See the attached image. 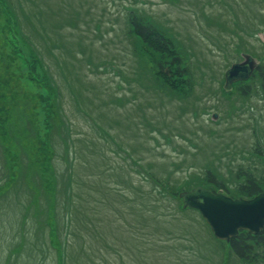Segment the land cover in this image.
<instances>
[{"label": "rangeland", "instance_id": "rangeland-1", "mask_svg": "<svg viewBox=\"0 0 264 264\" xmlns=\"http://www.w3.org/2000/svg\"><path fill=\"white\" fill-rule=\"evenodd\" d=\"M3 2L0 264H57L63 227L85 220L69 216L73 204L102 215L117 264H264V245L251 261L238 259L176 194L209 185L210 173L232 192L244 174L264 186L262 77L223 89L241 53L261 57L264 76V0ZM132 14L168 39L164 58L176 80L192 82L189 96L163 86L162 69L132 37ZM142 166L173 195L162 202ZM91 246L95 264H107L100 243ZM70 253L69 264H88L94 252Z\"/></svg>", "mask_w": 264, "mask_h": 264}, {"label": "trees", "instance_id": "trees-1", "mask_svg": "<svg viewBox=\"0 0 264 264\" xmlns=\"http://www.w3.org/2000/svg\"><path fill=\"white\" fill-rule=\"evenodd\" d=\"M3 8H4V5L3 4L0 5V9H3ZM129 20H130L131 26L133 27V33L136 36H139L142 39L143 44L146 46L145 48L144 45L143 46L140 45L139 41L137 40V47L142 49L145 53L146 52L148 53V51L151 53L152 68L156 66V67H159V69H162V78L164 80L163 86L166 88V90H171V91L180 90V91H183V94L184 92H188V87L189 85H191V82L188 81L187 78H183V79L180 78L179 81L176 80L175 78L176 69H174L175 66L173 65V60L168 61L166 58H164L165 55L167 57V54L169 53L170 48H169L168 39L165 37V35H163L159 27H157L154 24H151L148 20L146 22V20L142 16H137L136 14L130 15ZM173 59L175 63L178 62L177 58H173ZM166 67L170 70V75H167ZM31 69L35 70V66L32 65ZM185 70L187 72L186 68ZM178 76L180 77L179 74ZM257 76L259 77L261 76V71L257 73ZM47 95H48L47 96L48 98L45 101V103H47L48 108H50L51 119H52L56 116V110L54 108V103L49 101L50 100L49 93ZM3 113H5V110L2 107H0V121L3 120V118L1 117ZM2 123L3 122H0V124ZM51 124H52V121H51ZM47 148L44 143V147L41 151L42 153H44L45 158L47 156V153H46ZM71 160L72 159H70V161ZM40 164H41L40 171L43 168H45L46 171L48 170V166L44 164V161H41ZM147 173L153 176L155 175L156 179H158L154 172L150 171ZM243 178L244 179L242 180L240 184H236L235 191L232 192L226 189L225 185L222 182H220L219 180L217 181V179H213V176L211 173L208 176V180L210 181L209 183H212V184L214 183L216 187L218 188H222V187L225 188L226 190H228V192L232 196L253 197L256 194L264 190V186L260 184L259 181L256 180V178H252L250 174H244ZM158 181L161 182L159 179ZM170 186L171 184L169 183V181L163 180L161 182V187H159L157 189V193L154 192V194L162 202H164L163 196L169 197L171 196V194L173 195V193L170 192L169 190ZM190 187L191 186H189V188ZM181 190H184V188H182ZM149 192L151 193V191ZM158 193H160L162 196H160ZM176 194H178V192ZM73 206L74 204L70 205L69 207L70 208L69 216L72 217L73 213L79 214L81 212L85 220L82 222V225L80 223H77V225L72 230H68L67 227H63L66 243L65 242L60 243L58 246L59 255L57 257V264H69L70 254H71L70 252L75 248H77V252H78V249L84 252L86 257L88 256L90 257L89 254L91 252H94V253H91L92 257L88 261V264H95L94 256H98L99 250L91 246L92 241H94V243H100L101 247L99 248L102 249L107 254H109L108 256H106V259L104 260L105 263L117 264V262L111 261L110 258L112 256L115 257L119 254V251H118L119 247L115 245L114 243H111L105 237L104 233L106 232L103 229L104 218L102 217V215L101 214L94 215L95 212H91L93 208L92 206L89 208L84 206L82 207L83 209L76 208V210ZM85 208L88 209V211H85ZM71 235H73L74 238L70 240ZM238 235L239 236L231 240V242L229 243L230 249L242 261H246V262L251 261L254 258V255L256 253L254 249L255 245L256 246L264 245V235L253 236V235L248 234L247 232H240ZM86 236H90V237L88 239H85Z\"/></svg>", "mask_w": 264, "mask_h": 264}, {"label": "water", "instance_id": "water-1", "mask_svg": "<svg viewBox=\"0 0 264 264\" xmlns=\"http://www.w3.org/2000/svg\"><path fill=\"white\" fill-rule=\"evenodd\" d=\"M256 67L253 57L245 55V62L234 64L225 75L226 86L239 79H248ZM184 208L199 211L218 239L230 241L239 230L250 234H264V192L255 198L232 199L225 194L197 187L180 194Z\"/></svg>", "mask_w": 264, "mask_h": 264}]
</instances>
